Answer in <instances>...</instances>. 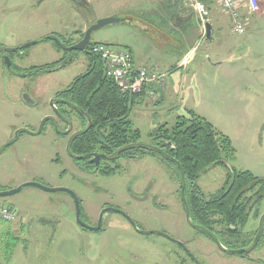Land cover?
I'll list each match as a JSON object with an SVG mask.
<instances>
[{
	"label": "rangeland",
	"instance_id": "obj_1",
	"mask_svg": "<svg viewBox=\"0 0 264 264\" xmlns=\"http://www.w3.org/2000/svg\"><path fill=\"white\" fill-rule=\"evenodd\" d=\"M154 1H161L166 8L172 0ZM176 1L181 2L179 12L186 14L187 17L183 18H186L188 26L195 25L193 3ZM87 2L89 6L86 7L73 0H0V39L9 45L39 41L25 48L28 57L24 65L46 69L69 58L62 68L42 72L36 87L32 88L44 106L42 113L50 111L49 98L69 88L75 78L91 68L89 57L83 53L71 55L68 52L73 51L60 49L55 41L46 39L49 35H59L76 43L97 20L110 16L126 17L134 19V24L127 20L106 25L93 31L92 41L118 48L132 47L137 53V61L152 59L150 66L173 57L167 52L177 47L176 34L175 31L164 30L163 26L167 21V26L178 29V22L165 19L163 26L158 22L152 24L148 22L150 17L139 11L142 6L138 7L139 3L134 0ZM245 3H241L240 14H243L246 32L234 33L230 20L231 31L227 30L226 39L221 37L220 44L212 46L213 52L218 51L213 55L214 59L220 56L225 60L232 52L230 57L233 58L230 59H234L221 68H204V72L217 75L207 76L208 80L212 79L209 81L212 92L196 88L194 82L184 78L180 83L183 91L178 89L168 94L163 103L161 98L153 99L146 94L144 100L138 99L131 116L133 127L142 132L140 141L143 143H153L149 133L159 124H173L178 116L188 115L189 110H194L216 130L229 136L236 150L235 157L226 165L209 167L198 180L207 198L216 194L226 182L228 173L235 170H249L264 180V36L259 33L264 31V0L255 13H251ZM217 7L222 13L219 0ZM196 14L206 31L209 14L203 19ZM142 23L149 26L145 28ZM253 26L260 30L255 34L247 33ZM204 32L203 39L206 38ZM166 37H171V40ZM231 46L232 51L229 50ZM201 53H204V45L197 51L196 63ZM163 72L170 76L169 72ZM22 81L29 82L14 79L15 103L8 105L15 107L14 111L19 114L0 115V146L10 138L16 126L32 122L36 126L42 114L19 97ZM167 82L168 77L161 89ZM51 136L49 141L44 136L26 135L0 154V182L34 179L32 181H40L49 187L68 188L81 201V218L84 221L97 225L104 207H117L139 228L163 231L180 240L185 247L163 235L138 232L126 216L116 212H106L102 229L90 231L79 225L74 199L67 192L52 193L27 186L18 193L0 197V206L3 202L12 203L20 213L19 220L17 216L12 222H0V263L9 262L13 247L16 250L8 264H262L259 261H264V229L257 247L240 256L221 251L213 240L191 227L186 221L177 170L159 157L137 152L133 153V158L122 155L105 172H72L73 161L63 151L67 138ZM25 149L32 151V156L37 159L31 165L13 161L14 152ZM13 185H7L6 190L19 186ZM258 189L245 193L249 199L247 210L250 215L245 226H239L238 236L230 240L235 248H240L238 246L243 241L253 242L258 231L260 217L264 213V197L256 202ZM43 214L55 215L61 220L60 224L53 227L39 224ZM215 230L221 231V226L215 225Z\"/></svg>",
	"mask_w": 264,
	"mask_h": 264
},
{
	"label": "trees",
	"instance_id": "obj_2",
	"mask_svg": "<svg viewBox=\"0 0 264 264\" xmlns=\"http://www.w3.org/2000/svg\"><path fill=\"white\" fill-rule=\"evenodd\" d=\"M201 1L206 4L211 2ZM60 38L67 45L73 44L65 38ZM56 45L62 49L58 43ZM130 53L132 55L131 51ZM89 59L91 68L75 78L69 89L62 92L92 119L91 129L78 138L76 146L87 148V151L101 149L111 153L126 144L141 142L142 132L133 127L131 116L138 99L144 100L146 89L138 94L122 92L114 80L106 75L103 62L93 54ZM33 68L42 69L43 66ZM160 92L162 98L163 89H160ZM149 137L153 141L151 144L162 148L181 163L186 178V198L192 220L214 231L226 247L235 248L230 240L238 236L239 226H245L250 215L247 210L249 199L245 197V193L259 187L256 191V202L261 201L264 197V180L249 170H235L228 173L223 187L207 198L198 184L200 176L209 167L226 165L229 159L235 157L236 150L229 136L216 130L194 110H189L188 115L178 116L173 124H159L149 133ZM137 152L153 154L174 166L180 182L177 166L156 152L130 149L122 152V155L133 158V153ZM0 190H3L1 186ZM218 224L221 231L215 230V225ZM197 232L209 238L206 234ZM251 243L252 240L243 241L238 247H248ZM259 262L264 264V261Z\"/></svg>",
	"mask_w": 264,
	"mask_h": 264
},
{
	"label": "crops",
	"instance_id": "obj_3",
	"mask_svg": "<svg viewBox=\"0 0 264 264\" xmlns=\"http://www.w3.org/2000/svg\"><path fill=\"white\" fill-rule=\"evenodd\" d=\"M210 1L211 2L208 4H206L204 2L203 3L209 8V17H210L209 20L213 26L212 36L214 39H212V40H207L206 38L203 39V36H204L203 32L205 30L200 25L198 18L195 16L196 12H194V10H193V12L195 14L192 16H194L193 18L195 20V25L188 26V23L186 22V18H183V16L187 17V16H185L186 14L179 12V9L180 10L182 9L181 8L182 5L180 4L181 2L178 3L176 0H172L169 3V5L166 8H164V5H162L161 1L157 2L154 0H146V1L145 0H134L135 3H137V4L139 3L138 7L142 6L139 11H143L145 15H148L150 17V21H148V22H150L152 24H156L158 22L159 25L163 26L162 24L165 22V19H168V20L170 19L172 23L178 22L180 24L178 26L179 27L178 29H176L170 25L167 26V21L164 24L166 26H163V27H165L164 30H168L170 33L171 32L174 33V31H175L176 35L175 34L174 35L177 39V43H176L177 47L174 48L175 50L170 49L167 52L168 53L167 55L173 56V57H170L171 58L170 60H164V62L159 63L160 67L162 66L161 69L170 73L169 74L170 76H168V82H167L165 88L163 89V96L161 98L163 100L162 103L165 101V98L168 94H170V93H172L178 89L180 91H183L184 87L180 83H181V81L184 80V78L189 79L190 81L194 82L196 88H199L201 90L205 89V90H208L209 92H212L213 91L212 85L209 84V81H211L212 79L208 80L207 76L210 75L211 77H213V75H215V76H217V75L215 72H212V73L204 72V68H206V67L211 68V69L212 68L217 69V67L221 68L225 64L232 63V61L234 60V59H230V58H233V57H230V56H232L233 52L230 53V56L226 57L225 60H222L220 58V56H219V58L218 57L217 58L215 57V59L213 58V55H215L218 51L216 53L213 52L212 46L220 44V38L221 37L222 38L224 37L226 39L225 36L227 34V30L231 31V29H230L231 25H230L229 17L225 14H222L220 12L219 8L217 7L218 0H210ZM185 2H187V1H185ZM189 16L190 15H188V17ZM178 19H179V21H178ZM127 20H129V23H131V24H134V22H135L134 19H130V18L125 17V21H127ZM142 25H144L145 28H147V26H149V25H146L145 23H142ZM255 26L251 27L247 31V33L255 34L256 31L260 30L259 28H256ZM259 33H262L261 35L264 36V31L263 32L260 31ZM166 39H168L170 41L171 37H166ZM226 44H227V46L229 45V43H226ZM202 45H204V53H201L200 60L196 63V61L198 59L197 51L199 50V47H201ZM128 50H130L132 52L134 62L137 66L148 65V64H150V61H152L151 58L144 59L141 61H137L136 60L137 53L135 52V50L129 46H128ZM229 50L232 51L233 46L229 47ZM206 81H208L207 84H206ZM27 180L32 181L34 179H20L19 181L14 182V183H6L7 181L3 182V183L0 182V186L3 188V190H6V188H8V187H6L7 185L9 186L10 184H14L13 186H18L20 184H23L24 182H27ZM12 188H14V187H12ZM2 204H7L13 210H15V212L18 216V220H19L20 213L14 204L8 203V202H3V203H1V205ZM43 215L44 216H42L41 219L39 220V224H41L43 226H47V225L52 226V227L56 226V225L58 226L61 222V220L56 219L57 217L55 215L54 216H51L48 214H43ZM68 222H71V221H68ZM91 225H93V224H91ZM93 232H95V231H93ZM15 250L16 249H14L12 251V254L10 256H8L9 262L13 256V253L15 252ZM25 250H28V249L25 248ZM24 254H25V251L22 252V255H24ZM8 263H6V264H8ZM0 264H4V263H0Z\"/></svg>",
	"mask_w": 264,
	"mask_h": 264
},
{
	"label": "flooded vegetation",
	"instance_id": "obj_4",
	"mask_svg": "<svg viewBox=\"0 0 264 264\" xmlns=\"http://www.w3.org/2000/svg\"><path fill=\"white\" fill-rule=\"evenodd\" d=\"M22 45L23 44H21V43L15 44V45L14 44L9 45L6 43L5 40L0 39V47H2V48H16V50L13 52L7 51V50L6 51L0 50V115L3 113L4 114L6 113V114H9L12 116L13 115L16 116L17 114H19L17 111H14L13 108H15V107L11 108L8 106L11 103H15L13 101L14 96H15L14 89H13L15 78H20L22 80H29V82L22 81V83L19 84V88H20L19 97L21 98V100L25 104H27V106H29L31 108H35L36 110H38L39 112L42 113V109L44 106L40 103L41 102L40 99L34 95L32 88L36 87L37 78L40 77L42 72L49 71L50 68H53L59 64L58 63L57 65H55L53 67L46 68V69L33 68L36 66L27 67L26 65H24V63L26 62V58L28 57V55H27L26 49L22 48ZM70 45H72V44H70ZM91 46H92V43L87 47L88 53L75 52V51L68 52V53H70L71 55L72 54L76 55V56L83 53L87 57H89V56H92ZM67 89H69V88H67ZM62 92L63 91H61V92L57 93L56 95H53L51 98H49V101H48L49 106L48 107H49L50 111L41 114V116L38 120V124L36 126H35L34 122L26 123V124H23L21 126H16L14 128L13 133L10 136V138L7 139V141H5L0 146V149L6 143L11 141L13 138H15L17 130H19L21 128H26L30 131H34V132L38 131L41 124H42V120L46 116H53L55 118V121L50 120V119L47 120L42 127L41 133L37 134V136L38 135L44 136L49 141L52 139L51 135L56 136V137L60 136L61 138H67L65 145H64V148H63L64 154L67 155L68 154L67 144H68L70 138L72 137V135L75 132H78V131H80L86 127L87 120L74 107L63 103V101H67V102L74 104L72 101L69 100L67 95L62 94ZM52 100L54 102V106L51 105ZM74 105H76V104H74ZM1 107H6V108L1 109ZM57 111L60 112L61 115L66 117L68 119V121L63 120L57 114ZM79 124L81 126H79ZM70 125H72V126L70 127ZM68 129H71V130L66 135H63L60 133L62 131H66ZM26 135L36 136L35 134H32V133L22 132V133H19L16 142L18 140L23 139ZM80 136L76 137L73 140V142L71 144V151L75 155H78V156H85V155H89V154H99V156L96 157L94 155H91L90 157H87V158L76 159V158H74L68 154L70 156V158L72 159L73 164H74V166L72 167V170H71L72 172H85L88 174L93 173V172H105V171L109 170L108 169L109 166H112L111 165L112 162L120 160V158L122 157V153H121L120 155H118L114 159H108L107 158V156L114 153L118 148L115 151L110 153V152H105L104 150H101V149H95V150H90V151L88 150L87 151V148H82V147H79L78 145L76 146V143H77L78 138ZM16 142H14V143H16ZM56 142L58 143V141H56ZM9 147L10 146H8L6 149H8ZM5 150L2 153H4ZM31 152L32 151H30L29 149H25V150H21V151H15L14 156H13V161L15 159L19 163L20 162H24V163L27 162L31 165L33 162H35L37 160L35 156H32ZM56 154L59 156L60 152H56ZM106 208H108V207H104V209H106Z\"/></svg>",
	"mask_w": 264,
	"mask_h": 264
},
{
	"label": "water",
	"instance_id": "obj_5",
	"mask_svg": "<svg viewBox=\"0 0 264 264\" xmlns=\"http://www.w3.org/2000/svg\"><path fill=\"white\" fill-rule=\"evenodd\" d=\"M73 1L76 2L79 5H83V6H86V7L89 6L87 0H73ZM124 21H125V18L124 17H120V16H110V17L101 18V19L97 20L96 23H94L91 26H89V28L85 31L84 36H83V38L81 40H79L78 42H76V43H74L72 45H67L66 43H64L62 41V39L58 35H55V34L49 35L46 39L55 41L56 43H58L61 46V48L64 51H76V52L88 53L87 52V47L91 43H96V42L92 41V33H93V31L98 30V29H100V28H102V27H104L106 25H109V24H117L119 22H124ZM212 31H213V26H212V24L210 22H208L206 24V39H208V40L214 39L213 36H212ZM36 43H37V41H31V42L25 43V44L22 45V48L29 47V46L34 45ZM0 50H2V51H6L7 50V51L13 52V51L16 50V48H2V47H0ZM68 60H69V58L63 60L57 66H55L53 68H50L49 71L52 72V71H55V70H57L59 68H62L63 66H65L67 64ZM63 103L74 107L87 120L86 127L84 129L78 131V132H75L72 135V137L70 138V140H69V142L67 144L68 154L71 155L72 157L76 158V159L87 158V157H90L91 155H94V156L98 157L99 154H89V155H85V156H78V155H75L71 151V144H72L73 140L76 137L87 133L90 130V128H91L93 123H92V119H91L90 115L88 113H86L84 110H82L80 107H78V106H76V105H74V104H72L70 102H67V101H63ZM51 105L54 106L53 100L51 101ZM57 114L63 120L68 121V119L66 117H64L63 115H61L60 112L57 111ZM49 119L55 121V118L53 116H46L42 120V124H41V126H40L38 131L34 132V131H30V130H28L26 128H21V129L17 130L15 138H13L11 141L6 143L0 149V154L8 146H10L14 142H16L19 133L26 132V133H32V134H35V135L40 134L41 131H42V127H43L44 123L47 120H49ZM71 126L72 125H70V127ZM70 130L71 129H68V130L62 131L60 133L63 134V135H66L67 133L70 132ZM130 149H145V150H148V151L156 152V153L162 155L168 161L172 162L173 164H175L177 166V168L179 170V175H180L181 200H182L183 208H184V211H185V216H186L187 223L191 227L195 228L197 231H200V232L206 234L207 236H209V238H211V240H213V242L217 245V247L221 251H223V252H225L227 254H230V255L245 256L246 254L250 253L251 251H253L257 247V245H258V243L260 241V238L262 236L263 229H264V213L260 217L258 231H257L256 236H255V238H254V240H253V242L251 243L250 246L245 247V248H228L222 243V241L217 236V234H215L212 230H210V229H208V228H206V227H204L202 225L196 224L192 220L190 208L188 206L187 199H186V178H185L184 169H183L181 163L177 159L172 157L169 153L164 151L162 148H160L158 146H155L153 144L143 143V142L129 143V144H126L124 146H121L114 153H112L111 155L107 156V158L108 159H114L115 157L120 155L122 152L130 150ZM27 186H34V187L40 188V189H42V190H44L46 192H52V193L60 192V191L67 192L74 199L75 208H76V216H77V221H78L79 225L82 226L85 229L90 230V231H96V232L100 231L102 229V227H103V216H104V214L106 212H109V211L110 212H116V213H121L124 216H126L127 219L133 224L134 228L138 232H140L142 234H145V235H149V234H152V233L163 235L166 238H168V239L176 242L177 244L181 245L182 247H185L184 244L180 240L174 239L172 236H170L169 234H167V233H165L163 231L145 230V229L139 228L137 226L136 222L134 220H132V218L130 216H128L122 209L117 208V207H108V208L104 209L101 212V214H100V218H99L98 224L97 225H91L90 223L84 221L81 218V201H80L78 195L73 190H70L68 188H61V187L54 188V187H49V186L45 185L44 183H42L40 181H29V182H25V183L19 185L16 188H12V189H8V190H0V197H7V196L13 195L15 193H18L24 187H27ZM191 256L194 257L193 255H191ZM198 263L199 264H203L201 262H198Z\"/></svg>",
	"mask_w": 264,
	"mask_h": 264
},
{
	"label": "built area",
	"instance_id": "obj_6",
	"mask_svg": "<svg viewBox=\"0 0 264 264\" xmlns=\"http://www.w3.org/2000/svg\"><path fill=\"white\" fill-rule=\"evenodd\" d=\"M186 1L193 3L192 7L202 19L209 14V8L200 0ZM244 1L249 11L255 13L259 10L262 0H219L220 9L229 16L233 25L232 31L236 34H244L247 29L242 20L243 14H240L241 3L243 4ZM91 53L103 62L106 75L114 80L122 92L138 94L146 89V94L153 99L160 98V89L165 85L168 75L163 72L159 64L137 66L128 49L104 42L92 44ZM16 217L15 210L9 205L0 206V222H12Z\"/></svg>",
	"mask_w": 264,
	"mask_h": 264
}]
</instances>
